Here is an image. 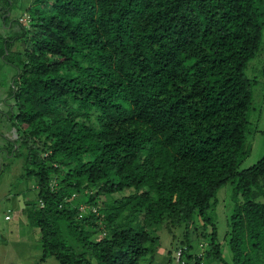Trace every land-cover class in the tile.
<instances>
[{
    "label": "trees",
    "instance_id": "1",
    "mask_svg": "<svg viewBox=\"0 0 264 264\" xmlns=\"http://www.w3.org/2000/svg\"><path fill=\"white\" fill-rule=\"evenodd\" d=\"M263 39L264 0H0V173L23 158L41 261L154 264L183 228L167 264H264V154L240 168L264 135ZM228 183L229 261L209 214Z\"/></svg>",
    "mask_w": 264,
    "mask_h": 264
},
{
    "label": "rangeland",
    "instance_id": "2",
    "mask_svg": "<svg viewBox=\"0 0 264 264\" xmlns=\"http://www.w3.org/2000/svg\"><path fill=\"white\" fill-rule=\"evenodd\" d=\"M27 21V17L23 16V22ZM9 24V23H8ZM10 25V24H9ZM2 33V32H1ZM264 41V39H263ZM15 50H22L23 44L17 42L15 45ZM263 51L258 55V57L251 61L248 65L246 73L249 75L255 74L257 71L264 68V44ZM6 67L0 64V104L6 98V93L4 92V82L7 80ZM264 76L260 77L263 79ZM258 87L255 89L254 102L260 100V95L257 92ZM257 95V96H256ZM259 103V102H258ZM257 103V104H258ZM9 102H7L8 106ZM257 104H253L252 108ZM6 105L3 108L7 107ZM254 119H250V125L253 124ZM5 121L0 122L1 125ZM263 128V123L259 124V129ZM3 131V129H1ZM1 143V140H0ZM248 143L250 145V155L245 159L240 168L249 167L254 164L263 154H264V135L255 131H250L248 134ZM2 154L0 153V160L2 161ZM22 157H14L11 159H5L6 164L2 168L3 171L0 173V264H51L50 261L54 262L51 257L46 258V262L41 261L43 256L41 251V241L40 232L37 228L31 227L26 218L24 211L20 210L18 200L28 201L29 197H34L35 192L32 189L33 184L29 183L20 177L22 173ZM233 184L228 183L222 187L217 192L218 204L213 209L209 211L212 215L215 223L217 224V232L220 242L222 243V254L225 256L226 260L229 261L231 257L230 251L225 250V238L226 231L229 230L227 217L231 214L234 205V200L232 199ZM9 198V199H7ZM19 198V199H17ZM120 198L117 193L111 196H105L106 206L113 202V199ZM8 208L12 209L10 212ZM5 214L11 215L12 219L5 220ZM198 227H201V222H198ZM210 229V226L207 227ZM183 228H177L171 235L167 230L163 229L159 231L160 235V246L162 252L157 254V261L154 264H167L168 260L165 254L171 251L174 257V250L180 245L182 239ZM206 243L207 241H200L197 238H192V252L199 253L202 252L203 248L199 246L201 243ZM164 252V253H163ZM169 264H178L174 259ZM213 264V263H209Z\"/></svg>",
    "mask_w": 264,
    "mask_h": 264
},
{
    "label": "built area",
    "instance_id": "3",
    "mask_svg": "<svg viewBox=\"0 0 264 264\" xmlns=\"http://www.w3.org/2000/svg\"><path fill=\"white\" fill-rule=\"evenodd\" d=\"M80 209H81V213L79 214V217H81V214H82L83 212H85L87 209H88V210H91L92 212H97L95 207L86 206V205H84V204L80 206ZM10 217H11V216H10L9 214H6L4 218H5L6 220H8ZM177 255H178V257L180 256V250L177 252Z\"/></svg>",
    "mask_w": 264,
    "mask_h": 264
},
{
    "label": "crops",
    "instance_id": "4",
    "mask_svg": "<svg viewBox=\"0 0 264 264\" xmlns=\"http://www.w3.org/2000/svg\"><path fill=\"white\" fill-rule=\"evenodd\" d=\"M20 207V206H19ZM21 208V207H20ZM12 219V218H11ZM11 219H9V220H11ZM6 220V219H5ZM9 220H7V221H9Z\"/></svg>",
    "mask_w": 264,
    "mask_h": 264
},
{
    "label": "clouds",
    "instance_id": "5",
    "mask_svg": "<svg viewBox=\"0 0 264 264\" xmlns=\"http://www.w3.org/2000/svg\"><path fill=\"white\" fill-rule=\"evenodd\" d=\"M6 215V214H5ZM5 217V216H4Z\"/></svg>",
    "mask_w": 264,
    "mask_h": 264
}]
</instances>
